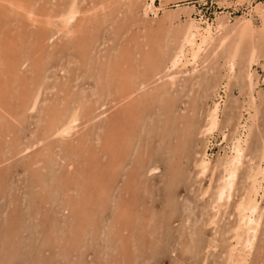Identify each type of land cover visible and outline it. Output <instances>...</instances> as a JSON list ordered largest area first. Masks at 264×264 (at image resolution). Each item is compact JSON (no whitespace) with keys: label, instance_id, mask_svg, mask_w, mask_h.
<instances>
[{"label":"bare ground","instance_id":"1","mask_svg":"<svg viewBox=\"0 0 264 264\" xmlns=\"http://www.w3.org/2000/svg\"><path fill=\"white\" fill-rule=\"evenodd\" d=\"M193 1L0 0V264L23 234V264H132L192 173L173 264H264V3L216 0L207 20ZM162 154L156 215L138 194Z\"/></svg>","mask_w":264,"mask_h":264},{"label":"rangeland","instance_id":"2","mask_svg":"<svg viewBox=\"0 0 264 264\" xmlns=\"http://www.w3.org/2000/svg\"><path fill=\"white\" fill-rule=\"evenodd\" d=\"M259 1L264 3V0H259ZM193 2H195V4H196L195 5L196 12H195V14H193V17L196 16V18H198L199 15H202L207 20H212L215 12H217V13L221 12L217 9V6L215 5L216 0H200V1L194 0ZM171 6L172 5H170V7ZM242 9H245V7H243ZM231 11L232 10L229 9V12L231 14H234L233 11L232 12ZM237 15H240V12L238 14L235 13L234 15H232V17L233 16L235 17ZM260 71L261 70H258L259 75L264 76V72L263 71L260 72ZM233 94L235 96H237L238 90L235 89L233 91ZM179 108L183 109L184 108L183 104H181L179 106ZM199 142H200V138L199 139L196 138L193 141V143L196 144V146L199 145ZM210 144L212 147H210V149H208V156L212 157L217 153L218 146L221 144L220 136H217V134H214V137L210 140ZM157 145L158 144H157L156 140H154L152 145L150 146L151 154H153V155L155 154L153 152H155L156 151L155 149L158 148ZM195 147H193V148H195ZM193 148H190V150L188 151L189 161L188 160L182 161V169L186 172L192 171L190 158L196 149V148L195 149H193ZM150 152H148V153H150ZM148 156L149 155L147 154L146 158H148ZM159 160H160V165H159L158 171L155 174L150 175V176H145L142 179V180H144L145 185H147V187H149V189L151 191V194L149 195L150 197L147 196L146 194H141V193L138 194L139 203L144 204V202L147 201V205L152 206V210L154 213H156V215L163 214V212L166 210L165 186H166V174H167V156H164V154H162L161 157H159ZM17 174H20V173H16L12 177L13 178L12 183L15 185L18 184V180L20 179V177H23L21 174L20 175H17ZM187 180H184V178L181 179V182H180L178 188L174 191L175 203H176V208H177L176 209L177 210L176 211V217H175L176 219L171 221L169 226L167 224H165L167 226V228H161V230L159 232L160 233L159 238L161 239L160 247H157L156 249H154L153 252L150 251L149 253L146 254L144 251L142 254H139L135 258V260L132 264H173L174 261H176L178 258L182 257V254L178 251V248H177V242L179 240V232H180V228H181L180 223H181L182 218H184V217H187V216L196 217L199 215L200 211L198 209V206L201 203V201H196L197 198L194 195V192H196V189L198 188L199 185L203 186V187L206 185V181H203L204 179L203 180L197 179V181H196L195 177H194V173H192L190 175V178ZM121 185H122V183L118 182L117 186L121 187ZM189 190H191V191H189ZM113 197L114 198L117 197V192H115L113 194ZM178 199H180V200H178ZM195 202H196V204H195ZM189 203L191 205H189ZM1 204H2V206H4L5 202L3 201ZM185 208H186V210H185ZM107 215L108 214H106V217L108 218ZM109 216H110V211H109ZM106 219H103V221L107 222ZM175 220H177V221H175ZM1 224L2 223H0V227H1ZM208 232H210V229H206L204 231L205 237H206V235H208ZM174 235H176V236H174ZM29 239H31L30 234H23L20 237V239H19L20 242L18 241L20 244L18 246H16V248L18 249V252H17L18 258L14 260L13 264H23V261H22L23 255L22 254L28 253L29 251H31L30 250L31 248L29 247V244H28L30 241ZM172 248H174V249H172ZM171 250H174V252H171ZM151 252H152V254H151ZM42 253H44V252H42ZM31 254L33 255V251L31 252ZM180 254H181V256H180ZM91 256L92 257L90 259H88L89 264H91L90 260H93V258H94L93 252L91 253ZM171 257H173V258H171ZM28 264H32V263H30V261H29Z\"/></svg>","mask_w":264,"mask_h":264}]
</instances>
